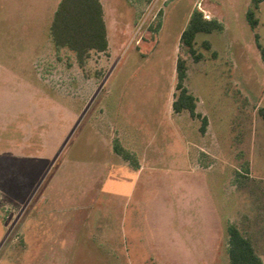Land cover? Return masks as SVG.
I'll list each match as a JSON object with an SVG mask.
<instances>
[{"label":"rangeland","instance_id":"1","mask_svg":"<svg viewBox=\"0 0 264 264\" xmlns=\"http://www.w3.org/2000/svg\"><path fill=\"white\" fill-rule=\"evenodd\" d=\"M59 1L0 0V264H229L228 224L264 264V0H101L83 65L51 40ZM193 10L222 25L198 62ZM179 57L203 133L171 108Z\"/></svg>","mask_w":264,"mask_h":264},{"label":"trees","instance_id":"2","mask_svg":"<svg viewBox=\"0 0 264 264\" xmlns=\"http://www.w3.org/2000/svg\"><path fill=\"white\" fill-rule=\"evenodd\" d=\"M263 0H251L253 9H257ZM246 20L251 28L257 26L255 12L248 9ZM222 25L216 20H205L198 10H193L188 23L180 35V42L186 47L188 54L195 62L201 60V54L194 48L195 37L199 33L209 34L213 31H221ZM49 34L56 48H65L73 52L79 65H83L89 54L94 51L105 52L108 47L107 28L103 18V10L99 0H60L49 26ZM205 49L210 48L208 41L203 42ZM264 59V48L257 44ZM187 66L182 58H177L176 95L171 103L172 111L179 114L186 111L192 119L201 121L200 131L203 133L207 126L206 117L196 112V98L184 86ZM258 114L264 121V109L258 110ZM114 150L125 160L130 156L119 146ZM228 236L227 255L229 264H262L256 254L250 240L232 224L226 227Z\"/></svg>","mask_w":264,"mask_h":264},{"label":"crops","instance_id":"3","mask_svg":"<svg viewBox=\"0 0 264 264\" xmlns=\"http://www.w3.org/2000/svg\"><path fill=\"white\" fill-rule=\"evenodd\" d=\"M60 2V1H59ZM99 2H100V4H101V6H102V10H103V5H102V2H101V0H99ZM59 4V3H58ZM58 4H57V6H58ZM57 8V7H56ZM56 10V9H55ZM55 12V11H54ZM54 12H53V14H54ZM53 16V15H52ZM103 18H104V10H103ZM104 21H105V18H104ZM106 24V23H105Z\"/></svg>","mask_w":264,"mask_h":264},{"label":"built area","instance_id":"4","mask_svg":"<svg viewBox=\"0 0 264 264\" xmlns=\"http://www.w3.org/2000/svg\"><path fill=\"white\" fill-rule=\"evenodd\" d=\"M201 11V10H200ZM202 12V14H203V18L205 19V20H209V17L203 12V11H201Z\"/></svg>","mask_w":264,"mask_h":264}]
</instances>
